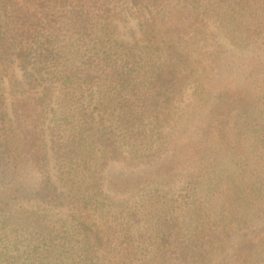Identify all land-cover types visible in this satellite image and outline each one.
I'll use <instances>...</instances> for the list:
<instances>
[{"label":"trees","instance_id":"1","mask_svg":"<svg viewBox=\"0 0 264 264\" xmlns=\"http://www.w3.org/2000/svg\"><path fill=\"white\" fill-rule=\"evenodd\" d=\"M2 65L0 264H264V0H0Z\"/></svg>","mask_w":264,"mask_h":264},{"label":"rangeland","instance_id":"2","mask_svg":"<svg viewBox=\"0 0 264 264\" xmlns=\"http://www.w3.org/2000/svg\"><path fill=\"white\" fill-rule=\"evenodd\" d=\"M132 28H136L135 21L133 19H128L124 21H118L116 26V36L122 40H129L130 39V32ZM232 47V46H230ZM5 66L0 67V92L1 98L3 100V106L7 107L10 102V95H9V80L7 75L4 73ZM40 146L37 141V145L33 146L37 148ZM20 154L15 156L16 158L19 157ZM50 173L54 179H56V170L53 167V161L50 160ZM130 170H133L125 163L120 160H109L104 168V179L106 183L107 193L112 195L113 197H118L122 192L115 191L116 185L125 177L126 174L129 173ZM40 173L33 165L27 167L25 171L22 172L19 178V184H23L22 188H26V186H33V184L37 183L40 178ZM16 184L15 186H18ZM5 185V180H0V191L2 190L1 186ZM43 206H40L42 208Z\"/></svg>","mask_w":264,"mask_h":264}]
</instances>
